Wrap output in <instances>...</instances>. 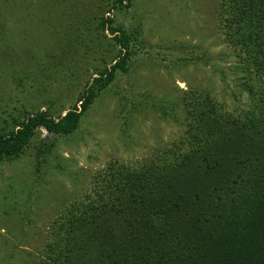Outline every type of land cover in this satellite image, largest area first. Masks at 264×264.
Segmentation results:
<instances>
[{"label": "rangeland", "instance_id": "1", "mask_svg": "<svg viewBox=\"0 0 264 264\" xmlns=\"http://www.w3.org/2000/svg\"><path fill=\"white\" fill-rule=\"evenodd\" d=\"M226 16L222 0H0V134L38 112L81 111V96L122 54L110 28L133 38L127 71L74 132L39 127L20 157L0 159V264H38L53 221L73 204L108 197L120 173L191 152L182 147L188 93L234 116L257 104L246 89L260 85L257 65L242 59Z\"/></svg>", "mask_w": 264, "mask_h": 264}, {"label": "trees", "instance_id": "2", "mask_svg": "<svg viewBox=\"0 0 264 264\" xmlns=\"http://www.w3.org/2000/svg\"><path fill=\"white\" fill-rule=\"evenodd\" d=\"M222 6L242 59L257 65L260 85L246 84L257 104L234 116L188 93L193 120L182 147L191 152L167 155L163 167L120 173L108 197L73 204L53 221L38 264H264V0H222ZM110 31L122 54L81 96L82 110L59 120L28 115L0 134V159L20 157L39 127L74 132L117 71H127L133 38L121 28ZM175 104L160 107L162 114ZM123 195L130 196L127 204Z\"/></svg>", "mask_w": 264, "mask_h": 264}]
</instances>
